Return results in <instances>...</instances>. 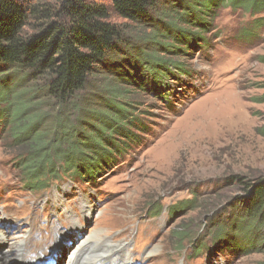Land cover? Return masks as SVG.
Wrapping results in <instances>:
<instances>
[{
  "label": "rangeland",
  "instance_id": "obj_1",
  "mask_svg": "<svg viewBox=\"0 0 264 264\" xmlns=\"http://www.w3.org/2000/svg\"><path fill=\"white\" fill-rule=\"evenodd\" d=\"M95 1L107 7L110 21L130 33L137 45L141 44L140 35L153 29L150 19L143 24L133 23L115 15L109 0ZM231 9L226 6L215 10L214 16L207 19L209 26H186L192 37L199 34L207 38L206 46L199 37L192 40L189 35L165 43L170 51L159 53L161 59L168 57L184 71L172 70L173 75L164 76L167 82L161 96L153 95V77L144 69H137L138 78L133 79L141 87H130L129 91L138 110L146 111L145 123L151 133L144 135L143 146L124 152L118 162L104 167L90 183L65 180L52 182L41 192L21 190L9 126L0 131V229L4 234L17 235L15 240L23 243L22 249L29 245L28 260L38 254H42L41 258L50 257V247L57 243L54 234L58 238L64 236L55 252L62 253L58 259L51 258L54 264H65L69 253L86 238L92 244H122L128 258L126 264H256L264 258L263 232L244 235L251 250L244 252L235 250L226 239L211 240L209 231L210 219L217 215L218 222L224 216L230 218L235 212L230 204L243 199L239 182L229 176L264 175V12L259 14L263 18L253 34L254 16L241 8ZM244 26L252 29V35L245 40L239 34ZM178 27L185 28L181 24ZM176 49L179 55L170 53ZM139 55V51L122 48L99 65L98 74L89 81L94 86L88 84L86 91L78 94L79 102L83 103L85 96H93L106 78L114 81L118 74L134 73ZM31 85L13 84L10 98L16 100L20 96L15 95L22 93L29 97ZM41 109L40 115L50 111V107ZM61 111L60 120L69 126L78 125L83 117L71 108ZM52 116H45L44 122H50ZM64 128H59L58 137H66L65 132L71 131ZM216 202L213 211L202 215V208ZM156 203L160 210L152 212ZM66 213L75 217V228ZM179 224H189L190 231L200 233L206 246L190 240L175 250L173 235ZM76 228L81 232L78 237L72 231ZM228 233L235 235L237 244L241 243L236 240L241 232ZM254 236L256 240L251 243ZM5 243V239H0V264H12L14 261L5 263L9 254L2 250Z\"/></svg>",
  "mask_w": 264,
  "mask_h": 264
},
{
  "label": "trees",
  "instance_id": "obj_2",
  "mask_svg": "<svg viewBox=\"0 0 264 264\" xmlns=\"http://www.w3.org/2000/svg\"><path fill=\"white\" fill-rule=\"evenodd\" d=\"M109 1L118 17L133 23L153 21V29L140 35L141 44H135L130 33L111 22L107 7L95 0H0V131L9 126L8 135L15 145L13 163L24 190L41 192L52 182L65 180L90 183L104 167L118 162L124 152L133 146H143L144 135L151 133L145 123L147 114L143 109L138 110L137 101L129 91L130 87L131 90L141 87L133 79L138 78L137 69L139 72L144 69L153 77V95L161 96L172 70L184 71L168 57L161 59L159 53L170 51L167 43L188 35L192 40L202 39L204 46L208 43L199 34L192 37L186 26H209L207 19L214 16V11L229 6L231 11L241 8L254 16L253 34H256L263 18L259 14L264 12V0ZM178 24L185 28H179ZM239 34L245 40L252 35V29L244 26ZM122 48L142 54L135 59L134 64L138 65L133 67L134 73L130 70L128 74H118L114 81L106 78L93 96H85L80 103L78 94L86 91L90 79L98 74L99 65H104ZM170 53L179 55V49ZM13 73L20 76L14 77ZM27 83L33 84L29 97L22 93L15 95L20 96L16 100L10 98L13 84ZM42 107H50V111L40 115ZM66 108H71L77 116L83 115L78 125L69 126L60 120L63 115L58 114ZM50 113L51 121L44 122ZM57 127L71 131L60 138ZM233 177L243 191V199L230 204L237 215L224 216L220 222L218 215L210 219V238L226 239L235 250L249 252L250 241L244 235H251L252 231L264 235V175L229 176ZM217 205L218 202L202 208V215L209 214ZM153 210H160L158 203L152 205ZM189 228V224H179L175 230V250L190 240L206 246L200 233ZM228 232H241L236 237L241 243L237 244L235 235ZM255 240L252 237L251 243ZM256 264H264V258Z\"/></svg>",
  "mask_w": 264,
  "mask_h": 264
},
{
  "label": "bare ground",
  "instance_id": "obj_3",
  "mask_svg": "<svg viewBox=\"0 0 264 264\" xmlns=\"http://www.w3.org/2000/svg\"><path fill=\"white\" fill-rule=\"evenodd\" d=\"M83 212L87 213L86 209H84ZM66 215H68L70 219L74 221V223L71 225L75 228V217L73 216V214L66 213ZM72 231H75L74 232L75 237H78L79 235H81L80 230L77 228ZM12 235L4 234L3 232H1V229H0V239L1 240L5 239L6 241L5 243L6 246L2 250L3 252H6V255L7 253L11 255L10 256L8 254V256L6 257L5 263L14 261L12 264H20L21 261H24L25 263H21V264H36L37 260H39L40 262L38 263H41V264L48 263L47 261L50 260L49 257L43 260V258H41L42 254L32 255L30 260H28L30 256L27 253L26 247H28L29 245L25 246L24 249H22L23 243L21 242L19 244V241L15 240L17 235L15 234H12ZM63 237L64 236H60L58 238L57 234H54V238L57 239V243H55L53 246L50 247V251H52V256H56L55 257L56 259H58L59 257L58 254L62 253L61 250H59L58 253H55V252L59 247V243L64 240ZM14 240L16 242H14ZM95 243L96 241H94V244H92L90 240H88V238L82 239L81 241H79L76 247L69 253L65 264H126L128 262V258L124 250L125 247L122 246V244L119 245V244L109 243L108 245H102V243H99V244H95ZM13 247H14L13 254L15 251H17L15 255H13L11 251Z\"/></svg>",
  "mask_w": 264,
  "mask_h": 264
}]
</instances>
